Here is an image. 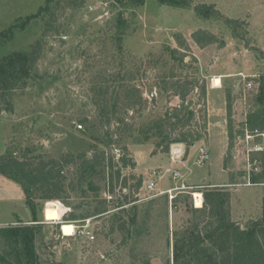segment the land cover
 Returning a JSON list of instances; mask_svg holds the SVG:
<instances>
[{
    "label": "rangeland",
    "instance_id": "obj_1",
    "mask_svg": "<svg viewBox=\"0 0 264 264\" xmlns=\"http://www.w3.org/2000/svg\"><path fill=\"white\" fill-rule=\"evenodd\" d=\"M184 1L189 5L175 8L160 0L141 5L128 0H0V61L21 55L29 75L10 89L0 88V154L45 163L74 159L61 171L60 198L36 201V222L21 188L0 175V221L7 223L5 228L37 227L34 248L40 264H172L174 243L189 236L191 224L208 221L207 214L195 211L203 204L196 208L191 195L202 196L205 190L229 193V216L236 224L263 219L264 187L234 185L244 183L251 171L239 132L264 89V0ZM196 7L239 21L234 32L240 38L223 20L202 22ZM118 21L124 22L121 36L109 31ZM199 30L215 40L198 45L208 50L204 59L190 48ZM215 75L222 79L219 93L211 92ZM175 81H192L196 87L181 100L168 89ZM119 84L137 88L143 100L129 108L123 92H112ZM106 87L99 98L120 102L114 117L110 111L100 116L93 103ZM189 101L184 112L192 115L177 117ZM163 117L167 151L164 144L156 147L161 137L155 131L147 139L143 134ZM208 131L209 159L197 166L196 144L207 141ZM181 135L198 137L192 145L182 143L195 145L184 166L176 165L181 144L171 143ZM248 158L260 165V154ZM83 161L95 164L84 177ZM167 168L185 179L165 175ZM150 182L153 192L144 189ZM181 183L203 188L176 190ZM241 215L245 220H237ZM28 217V223L9 225ZM64 224L74 226L72 236L62 234ZM13 247L0 234V257H5L0 264H15Z\"/></svg>",
    "mask_w": 264,
    "mask_h": 264
},
{
    "label": "trees",
    "instance_id": "obj_2",
    "mask_svg": "<svg viewBox=\"0 0 264 264\" xmlns=\"http://www.w3.org/2000/svg\"><path fill=\"white\" fill-rule=\"evenodd\" d=\"M135 5H141L144 0H128ZM161 2L175 7L183 8L188 6V2L184 0H160ZM196 15L203 21L210 18L213 20H223L224 24L232 30L234 38H240L235 34V29L240 27L239 21H232L222 17L213 9L200 10L194 8ZM115 31L121 36L124 31V22L112 23L109 31ZM193 41L203 47L214 43L213 35L205 31H197L192 35ZM28 71L25 68V59L21 55H8L0 61V88L10 89L15 84L24 82L28 79ZM264 84V75L262 76ZM186 86V87H184ZM196 87L195 82H186L184 85L180 81L170 83L168 89L181 100H185L189 89ZM110 88L99 89L98 98L93 101L94 105L99 109L100 116L109 114L113 117L119 110V99H113L111 103L108 100H101L99 97L108 92ZM115 95L124 93L126 105L132 108L137 102L143 99L138 93V89L131 86L119 84L113 88ZM204 93L205 88L202 86ZM227 108L230 111L229 97ZM256 110L249 113L244 121L245 126L249 130L264 131V89L255 97ZM109 108V110H108ZM108 110V111H107ZM107 111V112H106ZM106 113V114H105ZM192 113H185L181 110L180 114L176 115L183 119L189 118ZM110 119L107 118V121ZM123 124L124 119H117ZM166 117L159 119L156 123L149 125L143 131L145 139L152 132L155 136H160L161 141L157 144V148L169 149L167 145V135L161 131V124L166 123ZM241 134V131L239 132ZM232 135V127L228 126L227 136ZM192 135H181L178 139L171 143L192 145L196 138ZM166 143V144H165ZM165 145L162 147V145ZM164 151V152H165ZM73 157L64 158L62 161H37L32 162L24 157H15L12 153L0 154V175L10 179L17 184L24 194V201L28 207L32 221L36 222V214L40 204L37 200H58L60 193L63 190L61 171L67 164L73 162ZM124 158H122V161ZM259 172L251 173V181L253 183L264 182V153L260 154ZM95 164L88 161H83L80 169L81 176L87 175V172H92ZM141 183L137 185L140 187ZM203 206L200 209H195L196 212L207 214L208 221L202 224H191L188 227L189 236L181 241L178 245L176 242L173 245L172 264H264V216L260 221H250L246 225L236 224L229 216V193L219 190H205L202 193ZM71 218H75L71 215ZM82 218H85L83 216ZM37 227H7L1 228L0 234L11 239L14 247L13 254L16 256L15 264H40L39 258L35 252L34 239ZM0 261L5 262V257H0Z\"/></svg>",
    "mask_w": 264,
    "mask_h": 264
},
{
    "label": "built area",
    "instance_id": "obj_3",
    "mask_svg": "<svg viewBox=\"0 0 264 264\" xmlns=\"http://www.w3.org/2000/svg\"><path fill=\"white\" fill-rule=\"evenodd\" d=\"M248 88L251 86L250 84L246 85ZM241 138L244 144L246 145V151H247V165L250 168L251 171H246L245 174V181L242 184H235L234 186H245V187H253V186H262L264 187V182L261 183H253L251 181V173L256 172L258 170V164L256 162L251 161L248 157L250 154H261L264 153V132L259 131L257 129L255 130H249L246 126L242 129L241 131ZM209 159V154H208V149L206 146H201L196 155L195 163L197 166H203ZM164 174L169 175L172 179H176L178 177V172L175 170H172L170 168H167L164 170ZM185 187L189 188L190 190L193 189H202L203 186H185L181 185L180 187H177L176 190H182ZM145 190L148 192H153L155 190V185L153 182L147 183L144 187ZM172 189H168V193L171 192ZM195 194L196 193H191L193 197L194 204L196 205L195 202ZM201 195V193H199ZM202 197V196H201ZM203 202V200H202ZM201 202V206H202ZM200 206V207H201Z\"/></svg>",
    "mask_w": 264,
    "mask_h": 264
},
{
    "label": "crops",
    "instance_id": "obj_4",
    "mask_svg": "<svg viewBox=\"0 0 264 264\" xmlns=\"http://www.w3.org/2000/svg\"><path fill=\"white\" fill-rule=\"evenodd\" d=\"M202 22H203V20H202ZM205 22V21H204ZM199 28V27H198ZM202 30H204V28L202 29ZM190 48L196 53V50H198V54L199 55H201V57H202V59H204V55L206 54V52L208 51H206V48H200V47H198V45L196 44V43H194L193 42V45H190ZM224 49V48H223ZM221 51H222V49H221ZM230 51V50H229ZM201 57H197V59H198V66L199 65H201V63H202V61H201ZM199 70L201 71V68L199 67ZM216 77H219L218 75H215ZM215 76H213V77H215ZM219 79H220V81L222 82V79L219 77ZM212 82V81H211ZM220 86H221V83H220ZM220 86L219 87H213V85L211 86V92L213 93V92H215V91H218L217 93H219V90L218 89H220ZM209 134H210V131H208V139H207V141L206 142H202V141H200V142H198L197 144H196V146H197V148L199 149L201 146H205V144L208 142V140H209ZM224 137V136H223ZM224 141H225V148H224V150L225 149H227V137L225 136L224 137ZM176 148L178 149V152H177V154H178V156H177V158H176V160L178 161L177 162V164L176 165H181V166H184V165H186L185 164V162L183 161V159H186L187 157H189V155H190V150L191 149H195V145H193V146H191V147H184V145L183 144H181L180 146H179V148L176 146ZM173 149L174 148H172L171 149V152L173 151ZM208 149V148H207ZM198 151V150H197ZM172 154V153H171ZM196 155H197V153H196ZM196 158V157H195ZM178 172V171H177ZM185 175H181L180 174V172H178V177L176 178V179H174V180H184L185 179ZM202 182H205V180L203 179L202 180ZM181 185H185V184H183V183H181ZM207 187H214V188H217V187H220V186H222L223 187V185H213V184H209V185H207V184H205ZM165 190H167V189H165ZM161 190H159V192H160ZM178 191H182V190H178ZM231 196H233V194L231 195ZM234 198L232 199L231 198V200H230V209H231V217H232V219H234L233 218V210L235 211V208H234ZM17 217V216H16ZM240 219H237V220H245V216H243V215H241L240 217H239ZM29 220H31L30 219V217H28L27 219H19L18 218V220L17 221H14V222H11V223H9V225H13V224H24V223H28V221ZM7 226V223H5V222H2V221H0V229L1 228H5Z\"/></svg>",
    "mask_w": 264,
    "mask_h": 264
},
{
    "label": "bare ground",
    "instance_id": "obj_5",
    "mask_svg": "<svg viewBox=\"0 0 264 264\" xmlns=\"http://www.w3.org/2000/svg\"><path fill=\"white\" fill-rule=\"evenodd\" d=\"M220 79L218 77H215L212 81L213 87H219L220 86ZM195 202H196V208H199L201 206L202 197L200 194H195ZM62 234L64 236H72L74 234V226L72 224H64L62 227Z\"/></svg>",
    "mask_w": 264,
    "mask_h": 264
},
{
    "label": "water",
    "instance_id": "obj_6",
    "mask_svg": "<svg viewBox=\"0 0 264 264\" xmlns=\"http://www.w3.org/2000/svg\"><path fill=\"white\" fill-rule=\"evenodd\" d=\"M192 104V101H189L188 104L184 107V111L187 110V108ZM136 193L138 192V189L135 191Z\"/></svg>",
    "mask_w": 264,
    "mask_h": 264
}]
</instances>
